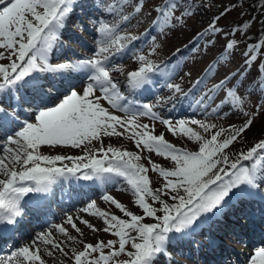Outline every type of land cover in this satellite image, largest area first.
<instances>
[{
  "label": "snow or ice",
  "instance_id": "obj_1",
  "mask_svg": "<svg viewBox=\"0 0 264 264\" xmlns=\"http://www.w3.org/2000/svg\"><path fill=\"white\" fill-rule=\"evenodd\" d=\"M76 2L0 0V99L9 95L19 104L17 93L22 89L31 98L24 97L31 104L26 118H21L15 108L7 110L0 105V129L11 132L0 143V224L18 223L24 215L22 202L29 194H47L58 182L73 178L102 186L125 185L123 190L131 192L140 214L130 211L105 191L102 199L122 216L102 210L91 201L80 211L101 218L102 229L82 216L66 215L64 223L52 226L66 240H56L52 230L40 232L29 242L0 255V264H47L45 256L53 257L56 252L68 257L64 246L68 241L83 244L81 250L71 249V264H158L161 256L169 255L167 250L172 241L191 236L209 221L222 216L234 202L233 197L240 201L256 198L264 201V139L246 151L237 152L233 158L228 150L250 128L251 117L241 127L228 129H217L215 124L198 119L172 121L156 111L160 98L156 103L138 104L121 91L120 82L113 78L111 61L133 48L140 39L122 30L131 18V12L125 14L124 9L132 4V11L141 13L140 0L101 4L102 17L107 14L113 19L94 21L99 38L92 55L53 63L51 56L62 44L63 31ZM154 11L157 16L153 24L161 31L191 14L189 9L182 8L179 0H163ZM219 19L213 18L194 39L221 32L217 27ZM246 28L247 22L232 31ZM230 34L224 33L226 37ZM236 44L234 39L226 40L222 54L208 66L202 79H207L220 61L228 59ZM158 47L153 44L147 54L142 50L134 54L138 66L127 72L124 85L130 92L152 85V74L156 72L171 79L161 65L149 58ZM246 47L245 70L258 56L264 55V32ZM257 67L258 75L264 74V61ZM70 73L81 74L82 86L78 88L67 82L65 74ZM57 76L65 79L56 81ZM236 79V74L225 75L197 104L216 101L219 95L213 113L228 115L233 109H241L244 99L232 83ZM165 86L174 93L182 91L176 83L168 82ZM258 87L264 90V82ZM112 109L127 115H116ZM141 116L160 121L173 136L179 134L196 142L198 150L179 147L165 139L164 133L154 134V125L139 123ZM189 125L198 126L204 135ZM126 134L138 151L104 143L105 137ZM44 148L79 150V154H51ZM144 151L165 158L170 166H161L150 155L142 157ZM142 159H147L150 167ZM150 170L162 178L158 187H152ZM78 224L93 232L103 231L114 239L95 243L78 240L65 226L82 237L84 233ZM122 256L125 258L121 259ZM248 264H264V246L254 249Z\"/></svg>",
  "mask_w": 264,
  "mask_h": 264
},
{
  "label": "rangeland",
  "instance_id": "obj_2",
  "mask_svg": "<svg viewBox=\"0 0 264 264\" xmlns=\"http://www.w3.org/2000/svg\"><path fill=\"white\" fill-rule=\"evenodd\" d=\"M159 1L161 0H140V5L143 9L141 13L132 11V4H129V6L124 9L125 14L131 12V18L129 22L125 23L122 30L140 37L141 42L139 40L135 43V46H137L139 43V46L135 51H127L126 53L116 55L112 58L111 64L114 67V70L112 72L113 78L120 82L121 91L124 92V94L128 96L129 99L134 100L137 103H156L157 99L160 98L161 103L157 106L156 111H158L162 117L170 119L172 121L181 119L191 120L193 116L200 118L216 117L218 119L202 121L210 124H215L217 126V129H228L229 126H235L237 128L241 127L243 123L249 117H251L253 123L250 128L247 129L242 134V138L238 139L234 143V145L230 146V149L228 150V154L234 158L237 152L246 151L254 143L258 142L261 139H264V120L261 119L262 117L264 118V90L260 89L256 85H253L256 91L245 88V84L249 85L250 83L248 81L250 80H257L258 83L264 82V74L258 75L259 69L257 67V65L261 61H264V55L258 56L257 61L253 63L250 68H247V74L238 76L239 73H242V66L245 67L244 70L246 69V66L244 64L245 57L243 55L244 52L248 50L246 45L255 43L260 38V34L264 32V0H187V9L192 8V12H190L191 14L184 15L181 21H173L172 24L166 27L163 31L160 30L159 26L154 24L151 25V20L153 22V20L157 16L154 8L155 6L160 4ZM88 3H93V5L95 6L92 7L93 10L88 11L89 14H92V16L94 14L93 18L89 19L87 15H84V13H80L81 15L79 16H75V14L72 13L67 24V26L70 24L69 26L71 28L68 26L64 29L62 35V44L56 50V52L60 50L61 52L58 58H56L55 56L56 52L52 54L51 59L53 63L63 62L67 60L61 55L64 51L68 52V55L69 51H73V54H71L70 58L77 60L91 56L93 51L95 50L96 41L99 38V35L96 32V27L98 25L94 23V21H96L98 18H103L108 21H111L113 19L112 16L107 14H104V16L102 17L100 5L115 3V0H77L75 7L82 5L86 6L89 5ZM225 9H227L228 11L225 12ZM221 13H224V15L221 16ZM176 14L179 15L180 10H177ZM80 16H82V19ZM147 16L148 18L150 17L148 21ZM215 17H220L217 22V27L221 29V32L216 34L208 33L205 39H202L199 42H194L189 48L183 49L184 53H182L181 51L177 52V54L172 58H169L165 66L162 67L165 71L168 72L169 76L171 77L170 80L166 79L163 75L160 76V72H156L152 74L154 83L144 89L130 92L124 86L126 82L127 72L133 70L138 66V62L133 58L134 54L137 51L142 50L147 54L153 44L158 45L159 47L157 52L153 55H150L149 57L155 63H158L164 55L167 56L170 53L168 50L164 51V48H166L167 46L169 47V45H171V42L175 41V43L173 44L175 46L186 43L188 39L193 36V33L195 31H201L202 26L207 25L208 22L210 20H213V18ZM78 20L88 22V26L91 27L93 33L83 32L84 25L81 24ZM246 22L247 28L244 31H232L233 29L239 28L240 26L244 25ZM142 23H146V27H143L141 30L133 33L132 31L135 28H138ZM149 26H154L152 32V34H155L153 36L155 37L154 41L152 39L153 37L144 36V31L148 29ZM76 30L77 32L79 31L81 33H78L79 35H77V33L75 32ZM224 33L231 34L226 37ZM228 39H234L237 41V44L229 54L228 59L220 61L216 65L214 71L209 74L208 78L202 79L204 76V72L208 68V66L222 54L225 42ZM262 52H264V49H262ZM116 69L119 70L117 71ZM230 73L237 75V79L232 83L235 84V87L238 90L237 94L241 95L244 99V104L241 109H233L232 111H229L228 115H224L223 112L213 113L212 108L215 107L216 103H218L220 98L219 95L217 96L216 101H205V105L197 104V101L204 96V94L208 91L209 88H211L214 83H217L225 75H228ZM73 74L76 76H81V74L78 73ZM244 76L246 82H244L243 85L242 82ZM253 76L254 79H252ZM159 77H161L162 79ZM198 81L200 82L198 83ZM79 82L80 83L76 84L78 88L83 84V81ZM168 82L179 84L182 91L180 93H174L172 90L168 89L165 86ZM185 86L191 87L192 91L190 90L188 92H184L186 91L184 89ZM229 86H231V84H229ZM143 95L147 96L145 97ZM169 96L173 98L171 100H168L167 98ZM112 111L116 115L122 117L127 115L126 113L118 111L116 109H112ZM225 111H227V109H225ZM253 113L255 114L253 115ZM139 123L154 125V134L159 135L160 133H164L165 139H167L171 143L176 144L179 147H183L188 150H198V144L196 142L191 141L179 134L173 136L172 133L167 130L166 126L158 121H153L150 118L141 116L139 117ZM189 126L204 135L203 130L199 129L198 126ZM215 130L216 129H214L213 131ZM104 143L105 145L111 144L115 147H120L128 151H138L134 147L133 141L127 138V134L123 137H105ZM43 150L46 153L50 152L51 154H79V150L67 148H44ZM141 155L142 157H148L150 155L151 159L154 162L160 164L163 167L170 166V161L166 160L163 157L157 156L154 152L148 153L147 151H144L141 152ZM141 162L146 166H149L147 159H142ZM148 175L152 182L153 188L158 187L162 183V178H160L157 173H154L150 170ZM124 187L126 186L123 184H118L116 188H113L111 190L106 189L105 191L117 198L121 203L125 204V206L130 211H135L134 213L140 214L136 205L133 203L134 197L132 196L130 191H124ZM104 192L102 194L99 193V196L97 198H90L88 202H84V205L81 208L71 212H66L64 215L60 216L58 220L54 221V225L64 223L66 215H73L74 217L82 216L85 219H89L90 222H92L97 228L102 229L103 221L101 218L89 216L87 213H82L80 211L91 201H95L97 207L102 210L122 216L123 214L120 213L118 209H115L113 205L105 202L102 199ZM239 201L240 200H236L235 204H238ZM247 207L253 209V206H251L250 204H247ZM65 226L69 228V232L71 235L77 236L78 240H83L88 243H95L97 240L107 241L108 239H114L113 236L104 233L103 231L93 232L85 226L78 224V226L82 228V231L84 233V235L81 237L79 236V234L75 233V231L72 230L70 226ZM199 229L200 230L195 231L193 235L186 237V239L188 240V246H191L192 243L196 241V237H199L197 235L208 234L207 229ZM48 230H52L53 236L56 240H66L64 236L56 232L52 227L48 228L46 231ZM181 239L182 238H177L171 242L167 250L169 255H165V257L161 256L158 260V264H174V258L180 257L179 253L184 255L188 254L186 250L189 248L187 244H180ZM233 244L235 246L233 248L235 252H238V249L243 246V244H239L238 241L233 242ZM64 246L65 250L69 252V256L65 257L63 253L56 252L53 257L45 256L47 264H71V249L73 247L77 250H81L83 248V244L71 241L66 242ZM198 246L202 248L204 245L198 244ZM259 246L264 245L256 244L254 246H246L245 249L247 250V253L244 254V252H242L241 254H239V257H241V264H248L250 255L252 254L254 249ZM120 258L124 259L125 257L122 256Z\"/></svg>",
  "mask_w": 264,
  "mask_h": 264
},
{
  "label": "bare ground",
  "instance_id": "obj_3",
  "mask_svg": "<svg viewBox=\"0 0 264 264\" xmlns=\"http://www.w3.org/2000/svg\"><path fill=\"white\" fill-rule=\"evenodd\" d=\"M1 143H3V141H2ZM66 181H68V182L71 183V184L79 183V181L76 180V179H74V178L71 179V180H66ZM86 182L88 183L89 181H86ZM58 184H60V183L58 182L56 185H58ZM56 185H54V186H56ZM54 186L52 187V190H51L49 193H47V194H37L38 197L40 198V200H41L42 202L44 201V199L48 198L49 196H51V195L53 194V192H54ZM61 195H62L61 198H63L64 196L67 195V191H65V192H61ZM22 203H23V202H22ZM55 210H56V211H60V209H58V208H56ZM26 217H27V216H26ZM26 217H24V218H26ZM38 233H40V231H37L36 234H33V235L30 237V239H33ZM258 240H260V239H258ZM260 241H261V240H260ZM262 242H264V240H263ZM241 250L244 251V252H247L246 249H245L244 247H241ZM226 257H227V256H226ZM226 257H224V259H226ZM234 257H235L234 255H231L230 257H228L231 263H232V262L234 263V261H233L232 259H237V258H234ZM225 261H227V260H225Z\"/></svg>",
  "mask_w": 264,
  "mask_h": 264
},
{
  "label": "trees",
  "instance_id": "obj_4",
  "mask_svg": "<svg viewBox=\"0 0 264 264\" xmlns=\"http://www.w3.org/2000/svg\"><path fill=\"white\" fill-rule=\"evenodd\" d=\"M262 29H263V28H262ZM255 40H257V39H255ZM261 119H262V120H264V118H263V117H262ZM261 119H260V120H261Z\"/></svg>",
  "mask_w": 264,
  "mask_h": 264
}]
</instances>
